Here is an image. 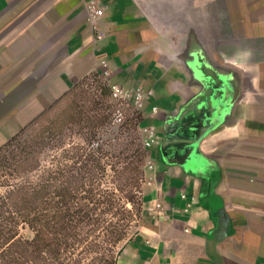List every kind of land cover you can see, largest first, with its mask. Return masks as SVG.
I'll return each instance as SVG.
<instances>
[{
	"label": "crops",
	"instance_id": "crops-1",
	"mask_svg": "<svg viewBox=\"0 0 264 264\" xmlns=\"http://www.w3.org/2000/svg\"><path fill=\"white\" fill-rule=\"evenodd\" d=\"M92 74L157 138L117 264H264V0H0V148Z\"/></svg>",
	"mask_w": 264,
	"mask_h": 264
},
{
	"label": "trees",
	"instance_id": "trees-1",
	"mask_svg": "<svg viewBox=\"0 0 264 264\" xmlns=\"http://www.w3.org/2000/svg\"><path fill=\"white\" fill-rule=\"evenodd\" d=\"M111 95L92 74L57 102L70 112L46 119L51 107L0 148V264H117L143 218L149 151L142 115ZM126 116L131 139H105Z\"/></svg>",
	"mask_w": 264,
	"mask_h": 264
},
{
	"label": "rangeland",
	"instance_id": "rangeland-1",
	"mask_svg": "<svg viewBox=\"0 0 264 264\" xmlns=\"http://www.w3.org/2000/svg\"><path fill=\"white\" fill-rule=\"evenodd\" d=\"M102 80L105 82V84L110 88V85H109V82H107L106 80H104L102 78ZM92 87L91 90H95V86H93V83H91ZM111 90V89H110ZM111 100L112 102L116 103V104H121L122 107L124 108H128L127 106L131 105L132 107L131 108V112H137V114H141L142 115V125L141 127H139V132L141 134V137L143 140H145L149 135H150V132L151 131V128L150 127H147L145 128L143 126V113L141 112V109L138 110L136 109L135 105L133 104L132 102V99L130 98H127V99H121V100H115L112 98V95H111ZM124 103V105H122ZM71 108H72V105H71V101H70V98L69 99H66L58 104L55 105V107L51 110V111H48L47 114H46V119H55V117L57 115H59L61 112H63V114L67 113V112H70L71 111ZM129 112V111H127ZM134 114V113H132ZM129 118H134V121L135 119L137 118V115L134 117L133 115H130V112H129ZM127 119V116L125 118L122 119V122H119L117 121V123L111 127H106L104 129V138L105 139H113L115 137H118V138H121V140L119 141V143H123L125 142V138L127 135H129V139H131L132 135H133V131L132 130H128L127 127L129 124H127L126 126L122 127V131L119 130V126L123 123L124 120ZM115 143V141H114ZM143 144H144V141H143ZM116 145V143L114 144ZM114 147H111L109 149H114ZM149 151V160H150V151L152 150L151 148L147 149ZM145 172H146V169H145ZM146 178H147V174H146ZM146 181V179H145ZM2 190L0 189V192ZM136 229V228H135ZM135 229L132 231L131 233V236L133 235V233L135 232ZM21 234L26 237V238H31L33 236L32 232L28 229V228H23L21 230Z\"/></svg>",
	"mask_w": 264,
	"mask_h": 264
},
{
	"label": "built area",
	"instance_id": "built-area-1",
	"mask_svg": "<svg viewBox=\"0 0 264 264\" xmlns=\"http://www.w3.org/2000/svg\"><path fill=\"white\" fill-rule=\"evenodd\" d=\"M92 8H94V6H92ZM95 9V8H94ZM95 16H102L103 15V9H96ZM110 85V89H111V93H112V98L115 100H121V99H127L130 98L132 99L133 104L135 105L136 109L140 110L143 106V100H144V94L142 92H134V93H130L128 92L125 88L121 87L120 85L117 84H109ZM155 111V109H154ZM157 140L156 136L154 135L153 132L150 133V135L144 140V146L146 149H150L153 147V144L155 143V141ZM146 169V174L149 172H152L154 169V164L148 160L145 166ZM183 198H185V196H182ZM156 209L160 210L161 209V205L157 204L156 205Z\"/></svg>",
	"mask_w": 264,
	"mask_h": 264
}]
</instances>
